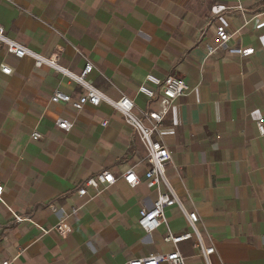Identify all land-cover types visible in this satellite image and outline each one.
Instances as JSON below:
<instances>
[{
	"label": "crops",
	"instance_id": "crops-1",
	"mask_svg": "<svg viewBox=\"0 0 264 264\" xmlns=\"http://www.w3.org/2000/svg\"><path fill=\"white\" fill-rule=\"evenodd\" d=\"M215 3L230 6L227 45L253 54L218 47ZM263 21L264 0H0L10 38L44 56L57 53L74 73L91 62L89 82L112 99L133 97L139 118L158 107L138 92L147 74L188 83L159 138L172 152L166 173L174 191L198 213L205 244L215 246L211 264H264ZM57 88L74 99L85 92L60 70L37 67L0 43V264H129L175 249L187 264H207L196 237L164 239L168 231H191L179 206L165 209L156 230L138 224L140 208L152 206L158 191L147 186L146 147L124 115L105 100L79 110L52 102ZM59 117L72 121L70 131L56 125ZM130 168L141 180L134 187L121 178ZM103 170L118 180L103 193L80 195ZM62 222L71 228L66 236L55 229Z\"/></svg>",
	"mask_w": 264,
	"mask_h": 264
},
{
	"label": "built area",
	"instance_id": "built-area-1",
	"mask_svg": "<svg viewBox=\"0 0 264 264\" xmlns=\"http://www.w3.org/2000/svg\"><path fill=\"white\" fill-rule=\"evenodd\" d=\"M243 9L241 5L237 6ZM230 6L223 3H215L210 8L213 16L222 20V23L217 25V35L219 37V48L226 50L229 54H237L240 56H249L254 53L253 48H242L241 46L229 47L228 41L232 37V33L228 30V25L232 21V15L229 12ZM264 24L260 22V26ZM0 43L5 46L9 54L22 58L24 56H31L35 60V65L40 67L42 65H49L57 70L68 75L80 83L85 92L77 99L72 98L71 95L63 92L57 88L51 96V101L65 102L71 104L76 110L82 109L86 104L98 106L102 100L109 102L118 111H120L126 122L133 126L139 133V136L146 147V161L149 164V169L146 171L147 186L158 191L157 198L152 206H142L139 211L138 224L147 232L156 230L162 220L165 219V209L172 206H179L182 212L188 217L191 231L175 235L168 231L164 236L166 241L178 243L184 239L196 237L197 246L200 248L207 264H211L210 256L215 252V246H207L204 238L200 234L197 223L200 218L197 212L187 211L183 202L174 191L170 180L167 177V166L172 162V152L168 145L159 138L160 131L163 125V120L169 108L174 104L175 100L182 96L189 89L188 83L178 75H169L166 78H160L152 73L147 74L145 82L138 87V92L146 94L150 98H156L158 107L145 111L144 119L139 118L135 113V99L128 95H122L118 99H112L105 94L101 89L97 88L87 79L89 73L93 70V64L86 62L83 70L80 73H74L59 64L58 54L54 53L51 56H44L39 54L29 47L23 45L21 42L10 38L6 34L4 26L0 25ZM216 48L208 47L209 54H213ZM1 71L10 74L12 69L9 66L2 65ZM150 82L155 89L149 87L146 83ZM263 119L257 120V125L262 134H264ZM178 122V121H176ZM107 121H104L105 125ZM56 125L66 131H70L73 123L68 118L59 117L56 120ZM34 139H39L42 134L39 131L32 133ZM121 178L130 186H137L140 183V177L133 169H127ZM118 177L111 170H103L93 176L88 177L82 188L78 190L80 195L88 192L89 188H93L98 193H103L105 189L114 184ZM3 193V185H0V195ZM19 220L21 217L17 216ZM56 231L61 236H66L71 228L68 224L62 222L56 226ZM47 232L48 230H44ZM167 262L169 264H187L185 256L175 249L168 253H152L148 256L135 258L129 261V264H161ZM2 264H9V261H4Z\"/></svg>",
	"mask_w": 264,
	"mask_h": 264
}]
</instances>
